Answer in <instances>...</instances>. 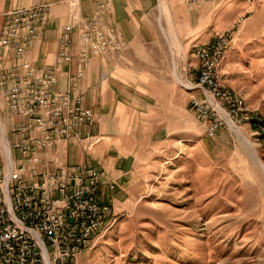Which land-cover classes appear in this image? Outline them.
I'll return each instance as SVG.
<instances>
[{
	"label": "built area",
	"instance_id": "obj_1",
	"mask_svg": "<svg viewBox=\"0 0 264 264\" xmlns=\"http://www.w3.org/2000/svg\"><path fill=\"white\" fill-rule=\"evenodd\" d=\"M215 0H185L190 6ZM111 0H99L90 16L71 2L69 21L62 26L55 59L37 68L29 49L42 37L48 5L18 8L4 14L0 26V93L6 115L0 149V264H77L76 254L92 240L112 211L100 202L102 184L90 160L71 164L69 144L74 140L91 150L98 141L92 128L93 111L79 90L87 63L96 57L113 58L126 42L112 17ZM239 20L203 45L194 83L200 94L189 106L213 138L235 124V106L229 94L212 79L214 61L241 36ZM76 62L75 69L72 64ZM66 89H58L61 74ZM264 128V125H263ZM1 133V132H0ZM1 133V136H2ZM116 184L108 183L110 189Z\"/></svg>",
	"mask_w": 264,
	"mask_h": 264
},
{
	"label": "rangeland",
	"instance_id": "obj_2",
	"mask_svg": "<svg viewBox=\"0 0 264 264\" xmlns=\"http://www.w3.org/2000/svg\"><path fill=\"white\" fill-rule=\"evenodd\" d=\"M237 2L246 7L233 22L243 20L235 44L247 42L236 67L246 94H235L217 77L226 52L215 78L242 100L245 111L235 124L264 166V0ZM248 15L253 21L244 39ZM202 49L195 50L198 59ZM177 75L181 112L160 120L165 127L141 150L125 188L113 189V212L76 254L77 264H264V169L231 130L207 136L189 106L190 95L200 94L187 86L196 79ZM5 115L0 93L1 131Z\"/></svg>",
	"mask_w": 264,
	"mask_h": 264
},
{
	"label": "crops",
	"instance_id": "obj_3",
	"mask_svg": "<svg viewBox=\"0 0 264 264\" xmlns=\"http://www.w3.org/2000/svg\"><path fill=\"white\" fill-rule=\"evenodd\" d=\"M73 1L0 0V26L6 12L48 5L42 37L28 53L35 67H45L55 59L61 28L69 21ZM98 1L78 0L77 8L82 15L90 16ZM237 1L215 0L190 6L185 0H111L113 21L124 37L126 48L113 58H93L85 66L79 90L85 106L96 113L92 130L98 141L91 150H86L71 140L68 153L71 164L90 160L98 168L102 180L101 203L113 206L117 194L108 183L125 188L141 150L165 127L160 120L165 119L166 113L181 112L182 87L175 81L177 70L188 79H196L200 61L195 50L213 42L245 12L244 4ZM246 20L244 39L253 16L248 15ZM235 45L227 48L217 77L240 96L246 94L248 84L237 76L236 67L240 65L239 57L247 42L242 40ZM75 66L76 62L72 70ZM58 89H66L65 72L60 76ZM258 107L253 106L251 111H258ZM1 144L0 135V149Z\"/></svg>",
	"mask_w": 264,
	"mask_h": 264
},
{
	"label": "bare ground",
	"instance_id": "obj_4",
	"mask_svg": "<svg viewBox=\"0 0 264 264\" xmlns=\"http://www.w3.org/2000/svg\"><path fill=\"white\" fill-rule=\"evenodd\" d=\"M222 55H224V53ZM222 55H220L219 58L214 61V69H212V79L215 80V84L217 86H221L217 82L215 77H216L217 64H218L219 59L222 58ZM223 58H224V56H223ZM177 79H179V78L177 77ZM221 90L226 92V90L224 89L223 86H221ZM226 94H229V96L232 97V98H229V106H235V114H236V117H237L236 120H237L239 118L240 114L241 113L243 114V111H244L243 102L240 98L236 97L233 93L226 92ZM229 126H230L231 131L235 134V136L241 142V144L244 145L249 150L252 158L254 157L256 159V161L258 162V164L259 165L261 164L260 166L264 169V166H263L261 160L259 159L256 152L252 148L253 144L244 136V134L240 131V128L231 121H229ZM1 133H2V131H1ZM2 140H4L3 144H4L5 148H7V146H6L7 143H6L5 138H3ZM95 229H97V228H94V230Z\"/></svg>",
	"mask_w": 264,
	"mask_h": 264
}]
</instances>
